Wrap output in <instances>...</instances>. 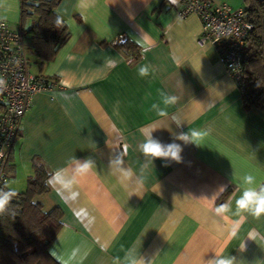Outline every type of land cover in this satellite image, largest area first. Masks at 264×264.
I'll return each mask as SVG.
<instances>
[{
  "label": "crops",
  "instance_id": "obj_1",
  "mask_svg": "<svg viewBox=\"0 0 264 264\" xmlns=\"http://www.w3.org/2000/svg\"><path fill=\"white\" fill-rule=\"evenodd\" d=\"M180 1L60 0L67 40L41 68L29 59L32 75L54 83L22 119L7 188L26 189L33 165L46 168L49 189L35 200L61 211L48 247L59 264H264V214L236 206L245 175L264 185V111L244 107ZM19 14L20 0H0L9 25ZM119 35L138 46L132 65ZM143 136L180 145V160L146 156ZM71 159L93 170L65 191L54 174Z\"/></svg>",
  "mask_w": 264,
  "mask_h": 264
},
{
  "label": "trees",
  "instance_id": "obj_2",
  "mask_svg": "<svg viewBox=\"0 0 264 264\" xmlns=\"http://www.w3.org/2000/svg\"><path fill=\"white\" fill-rule=\"evenodd\" d=\"M60 0H20V25L26 18L32 23L27 30L31 52L39 68L51 60L69 33L55 9ZM247 21L253 25L242 58L245 108L264 111V0H242ZM123 36V35H122ZM115 47L134 64L138 46L127 37ZM48 172L41 163L33 165L26 189L15 192L5 211L0 212V264H59L48 247L61 227V211L55 207L44 211L35 197L48 191ZM227 195L229 192L226 193Z\"/></svg>",
  "mask_w": 264,
  "mask_h": 264
},
{
  "label": "built area",
  "instance_id": "obj_3",
  "mask_svg": "<svg viewBox=\"0 0 264 264\" xmlns=\"http://www.w3.org/2000/svg\"><path fill=\"white\" fill-rule=\"evenodd\" d=\"M177 9L181 15L198 17L201 28L197 43L209 44L217 50L226 73L242 92L243 52L253 28L243 8H232L226 2L215 4L211 0H181ZM121 40L123 36L119 35L116 41ZM53 83L30 73L22 28L14 29L0 18V189L8 191V161L33 95L52 89Z\"/></svg>",
  "mask_w": 264,
  "mask_h": 264
},
{
  "label": "clouds",
  "instance_id": "obj_4",
  "mask_svg": "<svg viewBox=\"0 0 264 264\" xmlns=\"http://www.w3.org/2000/svg\"><path fill=\"white\" fill-rule=\"evenodd\" d=\"M165 102L168 103V101ZM192 135L195 136L196 133ZM183 139H188V137L185 136ZM139 146L146 156L175 161H179L181 158V146L175 143L164 146L155 139L143 136V140ZM72 164H75V168L69 173L67 168ZM92 170L93 162L90 159L82 163L75 159H71L68 161L67 166L55 172L54 178L58 187L65 191H72L92 173ZM243 180L247 187L242 190V194L236 200V206L242 212H247L253 216L259 217L264 214V185L253 186L255 184V178L252 175H245ZM49 183H51V181H49ZM15 195L16 193L13 190L5 191L0 189V212L5 211ZM216 264H233V260L230 258H221Z\"/></svg>",
  "mask_w": 264,
  "mask_h": 264
},
{
  "label": "rangeland",
  "instance_id": "obj_5",
  "mask_svg": "<svg viewBox=\"0 0 264 264\" xmlns=\"http://www.w3.org/2000/svg\"><path fill=\"white\" fill-rule=\"evenodd\" d=\"M31 23H32V19L31 18H26V20H25V22L23 24V29H22L23 33H24V36H25V45H26V48H27V53H28V56H29L28 58L30 59V61L33 60V55H32L31 46H30L31 45V40H30L29 35L27 34V30L30 27ZM10 25L14 29H18L19 27H21V25H20V14L18 16L17 21H15V23H10ZM23 191H25V189H23L22 191H16V192H23Z\"/></svg>",
  "mask_w": 264,
  "mask_h": 264
}]
</instances>
